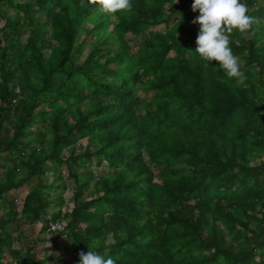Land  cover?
<instances>
[{
	"label": "trees",
	"instance_id": "16d2710c",
	"mask_svg": "<svg viewBox=\"0 0 264 264\" xmlns=\"http://www.w3.org/2000/svg\"><path fill=\"white\" fill-rule=\"evenodd\" d=\"M14 1L0 0V202L9 207L0 249L12 246L13 190L30 186L32 219L60 208L44 231L61 223L63 194H44L65 186L43 176L66 164L73 205L50 233L72 241L66 264L88 248L116 264H264V216L251 214L255 229L240 223L248 237L238 249L217 226L224 200L264 201V161L251 167L237 155L250 142L264 146V0H242L254 22L247 36L230 35L241 86L194 52L192 0H131L118 18L97 0ZM31 262L28 253L16 264Z\"/></svg>",
	"mask_w": 264,
	"mask_h": 264
},
{
	"label": "rangeland",
	"instance_id": "374dc122",
	"mask_svg": "<svg viewBox=\"0 0 264 264\" xmlns=\"http://www.w3.org/2000/svg\"><path fill=\"white\" fill-rule=\"evenodd\" d=\"M19 0H15V4L18 3ZM9 15H15V11L13 9L9 10ZM4 19L0 20V29L4 25ZM166 27L162 25L160 27L154 28L153 31H161L165 32ZM177 37L180 40H183L186 35L183 33H179ZM1 38V34H0ZM87 44L82 49V54L77 56V64H81L84 62L86 55L91 51L96 44V41ZM240 66L243 65V60L238 59ZM37 125L30 129L31 131L37 130ZM38 131V130H37ZM50 138V136H49ZM84 146V142H80L77 144L78 152L82 150L81 147ZM246 152L245 159L249 166L254 167L259 165L262 161H264V146L261 149H258L255 144L250 142L247 147H240L237 155L242 156L241 153ZM260 151V152H257ZM65 156L67 152H64ZM12 165L10 164L9 167ZM95 165L92 167L94 168ZM67 166L66 164L62 166L53 165L52 169L49 170L44 176V180L51 184H63L65 186L60 189H49L45 191L44 196L48 199H51L54 202V199L63 194L65 199V206L63 207L64 213L60 217L61 223L66 225L67 222V212L69 207L73 205V194L75 190V183L67 178ZM80 175L85 174L83 169L78 170ZM4 174V172H2ZM25 173L18 174L17 178L24 177ZM64 181V182H63ZM30 192V186H24L18 190H13L5 195L8 203H13L14 209L17 212L16 220L10 222L6 231L13 232V241L12 246L8 248L7 246H3L0 249V257L2 258L1 264H16L21 257H25L28 253L33 255V263L29 264H40L44 262L45 264H66L67 262L73 261L71 258V253L74 249V245L70 238L64 237L59 242H55L52 238L53 235L50 233H46L44 231L45 223L53 218L60 208L54 206L49 207L47 214L41 219H32L29 214L25 212V199ZM230 203L225 204V200L223 201V205H225L223 212L220 211L218 215L217 226L226 234V240L229 243H233L237 249L241 247L248 237L246 230L242 227L248 226V229H255L258 225L256 220L251 219V214H255L257 219H261L264 216V201L263 200H250L247 196H245L241 201H237L234 206L229 207ZM0 217L6 216L8 214V204H4L0 202ZM230 211L234 217L233 220L227 218V212ZM242 225H241V224ZM234 227V228H233ZM233 228V229H232ZM15 230V232H14ZM108 244L111 243V240H108ZM259 257L257 256L254 261L259 262ZM73 264V262L71 263Z\"/></svg>",
	"mask_w": 264,
	"mask_h": 264
},
{
	"label": "clouds",
	"instance_id": "9594fccd",
	"mask_svg": "<svg viewBox=\"0 0 264 264\" xmlns=\"http://www.w3.org/2000/svg\"><path fill=\"white\" fill-rule=\"evenodd\" d=\"M97 5L98 11L114 18H118L115 14L132 8L131 0H97ZM191 10L199 12L192 23L198 25L194 52L202 66L209 68L211 61H217L219 70L229 81L234 80L237 86L245 85L238 57L229 45L233 32L247 36L254 22L255 18L247 14L246 4L242 0H192ZM79 264H116V261L88 248L87 252L79 253Z\"/></svg>",
	"mask_w": 264,
	"mask_h": 264
},
{
	"label": "built area",
	"instance_id": "2783aa9c",
	"mask_svg": "<svg viewBox=\"0 0 264 264\" xmlns=\"http://www.w3.org/2000/svg\"><path fill=\"white\" fill-rule=\"evenodd\" d=\"M62 229V223L57 222V223H50L47 227L46 232L47 233H55L58 232Z\"/></svg>",
	"mask_w": 264,
	"mask_h": 264
}]
</instances>
